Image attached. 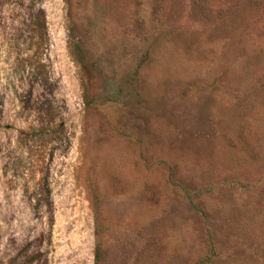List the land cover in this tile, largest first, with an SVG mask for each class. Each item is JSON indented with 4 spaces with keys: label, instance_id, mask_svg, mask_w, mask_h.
<instances>
[{
    "label": "rangeland",
    "instance_id": "374dc122",
    "mask_svg": "<svg viewBox=\"0 0 264 264\" xmlns=\"http://www.w3.org/2000/svg\"><path fill=\"white\" fill-rule=\"evenodd\" d=\"M98 243L264 264V0H0V264Z\"/></svg>",
    "mask_w": 264,
    "mask_h": 264
},
{
    "label": "trees",
    "instance_id": "16d2710c",
    "mask_svg": "<svg viewBox=\"0 0 264 264\" xmlns=\"http://www.w3.org/2000/svg\"><path fill=\"white\" fill-rule=\"evenodd\" d=\"M31 1H38V0H31ZM33 17H34V23H33V26L34 28H44L46 26V21H45V17H44V14H43V10L41 8L39 9H36L33 11ZM95 216H96V235L99 236L100 234V228H101V225H100V222H99V213H98V210L96 209V213H95ZM102 260V248H101V245L100 243L97 244V255H96V259H95V264H100Z\"/></svg>",
    "mask_w": 264,
    "mask_h": 264
}]
</instances>
